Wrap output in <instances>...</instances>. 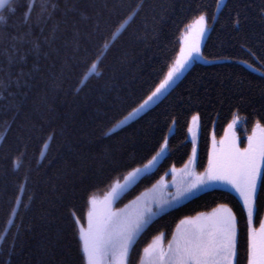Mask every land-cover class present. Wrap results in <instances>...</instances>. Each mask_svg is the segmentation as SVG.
Returning <instances> with one entry per match:
<instances>
[{
    "label": "trees",
    "instance_id": "obj_1",
    "mask_svg": "<svg viewBox=\"0 0 264 264\" xmlns=\"http://www.w3.org/2000/svg\"><path fill=\"white\" fill-rule=\"evenodd\" d=\"M39 2L35 0L33 19L40 13ZM52 2L59 7L32 27L30 37L24 36L26 29L21 25L24 9L8 20L7 27L0 26V32L9 34L0 39V79L8 81L6 89L0 88V136L7 137L0 139V236H6L0 242V261L6 264H80L73 216L86 215L90 190L95 194L108 191L103 184L98 191L91 186L107 175L110 155L126 156L163 136L169 138V155L150 179L115 203L121 206L173 166L187 162L193 146L187 129L193 115L198 113L200 121L199 169L208 160L212 137L223 136L234 114L240 117V129L248 132L258 120L264 124V18L260 12L264 0H225L220 11L216 10L217 0H143L142 11L116 39L111 34L127 18L128 9H135L141 0ZM197 5L217 17L209 20L202 47L208 59L194 62L158 107L117 131L128 111L137 106L132 101L163 78L165 65L178 54L181 35L196 15ZM235 10L247 16L239 26L232 23ZM73 26L82 37L91 32L114 44L106 51L103 66L67 70L65 58L71 55ZM53 30L55 39L45 42ZM37 38L43 45L39 56L33 48ZM81 44L87 46V41L82 39ZM101 47L97 40L90 54ZM9 55L15 58L11 64ZM19 56L26 60L20 61ZM21 69L30 75L18 86L15 74ZM101 71L102 77L91 75ZM9 72L13 74L10 80ZM106 82L111 90L105 88ZM21 125H25L23 133ZM109 131L111 136L106 135ZM20 152L25 156L18 160ZM17 197L21 203L12 219ZM221 203L236 213L237 259L239 264H247V213L238 195L227 188L197 193L156 217L137 238L133 264H138L143 248L159 233L171 237L184 216ZM263 216L264 202L254 227Z\"/></svg>",
    "mask_w": 264,
    "mask_h": 264
},
{
    "label": "snow or ice",
    "instance_id": "obj_2",
    "mask_svg": "<svg viewBox=\"0 0 264 264\" xmlns=\"http://www.w3.org/2000/svg\"><path fill=\"white\" fill-rule=\"evenodd\" d=\"M35 7V0H32V3H26L25 0H0V26L7 27L8 20L24 9L26 11L21 12V25L26 29L24 36L30 37L32 27L43 23L44 17L51 16L59 5L52 0H40V13L33 19L31 12ZM221 7L222 0H217L216 10L220 11ZM142 9L143 0L135 9H128L127 18L119 24L116 32L111 34L113 39L118 38V33L127 30L130 26L129 20L134 21L135 16L139 15ZM195 11L196 15L192 22L185 25L178 54L171 63L165 65L167 71L163 74V78L158 84L150 86L138 100L132 101V104L137 106L128 111L120 121V128L117 131L133 121H138L143 115L154 110V107H158L170 94L169 90L194 62L208 59L202 50V42L210 27L209 20L215 21L217 17L210 15L208 9L200 5L196 6ZM260 12L264 18V6L261 7ZM84 19L88 17L85 16ZM246 19V15L242 16V10H235L232 23L239 26ZM73 29L74 42L71 55L65 58L67 70L73 72L81 65L89 64L92 69L103 66L106 51L114 47V44L110 45L106 37L91 32L82 37L78 27L73 26ZM43 31L41 28V32ZM8 35L6 32H0V39H5ZM49 39H55V30L50 38L45 37V42ZM82 39L87 41V46L82 47ZM97 40L102 42V47L90 54L89 49L95 47ZM33 48L39 56L43 45L38 38ZM14 59L9 55L10 64ZM18 59L24 61L26 56H19ZM248 66L252 67V65ZM256 70L253 68V71ZM7 75L9 80L13 76L11 72ZM28 75L30 73H25L22 69L16 73L17 85L20 86L21 81L26 83L25 77ZM91 75L102 77L104 73L93 72ZM86 83L87 81L84 82V86ZM7 87L8 81L0 79V88ZM105 88L111 90V84L106 82ZM239 119V115H233L228 130L218 142L213 136V148L209 153L207 167L200 172L196 169L195 144L199 114L191 117V124L187 129L193 138L191 156L184 168L179 170L182 176L181 182L176 184L175 192L167 198L142 193L124 207H114L125 193L134 190L143 180L150 179L160 162L169 155L168 136L161 137L151 146L134 149L126 156L110 155L107 175L100 179L99 184L91 186L98 191L100 184H103L108 191L100 199L90 190L86 193L88 206L86 215L73 216V231L78 237L80 264H133L132 257L137 238L156 217L213 185L227 186L238 195L247 213V264H264V219L259 221L258 228L253 226L254 218L258 216L261 203L264 202V124L259 120L256 122L253 134L248 137V146L241 149L232 131ZM24 129L25 125H21V133ZM168 130L172 131L171 128ZM112 134L111 131L106 133L108 136ZM0 139L6 140L7 137L0 136ZM24 156L25 153L20 152L17 159ZM172 172L174 174L177 172L174 166ZM161 184L162 178L153 185L151 191H157ZM16 203H21L19 197ZM237 236L236 213L228 204L221 203L210 212H200L195 216H184L180 219L171 233V239L167 241V246L164 245L165 233H159L153 238L152 243L143 248V255L138 264H239ZM5 240L6 236H0V242ZM14 247L13 244L12 249ZM0 264L6 262L0 261Z\"/></svg>",
    "mask_w": 264,
    "mask_h": 264
},
{
    "label": "rangeland",
    "instance_id": "obj_3",
    "mask_svg": "<svg viewBox=\"0 0 264 264\" xmlns=\"http://www.w3.org/2000/svg\"><path fill=\"white\" fill-rule=\"evenodd\" d=\"M224 1H225V0H222V4H223ZM209 30H210V27H209ZM209 30H208V32H209ZM184 32H185V29H184V31H183V33H182V35H181L180 43L182 42V36H183ZM208 32H207V33L205 34V36H204V39H203V42H202V47H203V44H204V41H205V39H206V36H207ZM197 61H198V60H197ZM193 64H194V63H193ZM193 64H192V65H193ZM192 65H191V66H192ZM231 122H232V121H231ZM190 124H191V120H190ZM189 126H190V125H189ZM255 126H256V124H255ZM255 126H254V127H255ZM240 128H242V122H241L240 119H239V121L237 122L236 126L234 127V129H233L232 131L235 133V136H236L237 143H238L239 147H240L241 149H243V148H246V147L248 146V137L251 136V135L253 134V130L250 131V132H248L247 129H240ZM227 130H228V127H227L226 131H227ZM226 131H225V132H226ZM199 132H200V121H199V128L197 129V133H196L195 144H196V143L198 142V140H199ZM188 134H189V138L193 141L192 134L189 133V132H188ZM224 135H225V133L223 134V136H224ZM223 136H221V137H216V136H215L216 141L218 142ZM212 148H213V137H212V141H211V146H210V151H209V153L212 151ZM208 157H209V155H208ZM187 162H188V160H187ZM187 162H186V163H187ZM186 163H185V164H186ZM207 163H208V160H207L205 166L202 167V169H199V168H198L199 166H198L197 161H196V169H197V171L202 172V171L204 170V168L207 167ZM185 164H184V165H185ZM184 165H182V166H180V167H175V168L177 169V172H176L175 174L172 172V168H171L168 172H166V173L161 177V178H162V184L159 186V188H158L157 191L153 192V191H151V190H152L153 185L156 184L157 181H160L161 178L158 179L156 182H154V183H153L152 185H150L149 187H147L144 191H142V192H141L139 195H137V196H140L142 193H145V194L148 195V196H153V195H155V196H157V197H164V198L169 197L170 194H172V193L175 192V190H176V184H179V183L181 182V180H182V176H181V173H180L179 170L183 169V168H184ZM212 188H227V189L231 190V189H230L229 187H227V186L213 185V186H210V187L205 188L203 191L208 190V189H212ZM106 192H107V191H106ZM106 192H104V193H97V194H95V195H96L98 198L102 199L103 196H104V194H105ZM200 192H202V191H200ZM200 192H198V193H200ZM196 194H197V193H196ZM137 196H136V197H137ZM136 197H134L133 199H135ZM191 197H192V196H191ZM189 198H190V197H189ZM133 199H131V200H133ZM131 200H130V201H131ZM130 201L126 202L125 204H128ZM183 201H185V200H183ZM183 201H181L180 203H182ZM125 204H124V205H125ZM124 205L116 206V205L114 204V207H116V208H122V207H124ZM229 207H230V206H229ZM214 208H215V207H214ZM211 210H212V209L207 210V211H201V212H210ZM198 213H200V212H198ZM195 215H196V214H195ZM195 215H192V216H195ZM263 219H264V216H263ZM255 227L258 228V227H259V224H258L257 226H255ZM169 239H171V237H168V236L165 235V237H164V245H165V246H167V241H168ZM152 241H153V240H152ZM152 241H151L150 243H152Z\"/></svg>",
    "mask_w": 264,
    "mask_h": 264
},
{
    "label": "water",
    "instance_id": "obj_4",
    "mask_svg": "<svg viewBox=\"0 0 264 264\" xmlns=\"http://www.w3.org/2000/svg\"><path fill=\"white\" fill-rule=\"evenodd\" d=\"M18 207H19V204L16 205L15 213L13 214L12 219H13L14 215L16 214V212H17V210H18ZM11 221H12V220H11ZM11 223H12V222H11ZM11 223H10V224H11Z\"/></svg>",
    "mask_w": 264,
    "mask_h": 264
}]
</instances>
